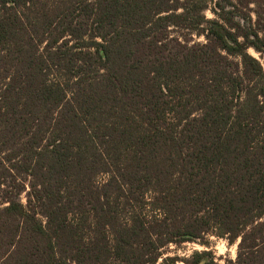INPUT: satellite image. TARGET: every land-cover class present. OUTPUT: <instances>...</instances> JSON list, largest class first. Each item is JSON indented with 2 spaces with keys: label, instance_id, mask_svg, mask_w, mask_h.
Returning a JSON list of instances; mask_svg holds the SVG:
<instances>
[{
  "label": "trees",
  "instance_id": "16d2710c",
  "mask_svg": "<svg viewBox=\"0 0 264 264\" xmlns=\"http://www.w3.org/2000/svg\"><path fill=\"white\" fill-rule=\"evenodd\" d=\"M209 236L264 264V0H0V264Z\"/></svg>",
  "mask_w": 264,
  "mask_h": 264
},
{
  "label": "rangeland",
  "instance_id": "374dc122",
  "mask_svg": "<svg viewBox=\"0 0 264 264\" xmlns=\"http://www.w3.org/2000/svg\"><path fill=\"white\" fill-rule=\"evenodd\" d=\"M250 8H254V6H250ZM252 15V19L254 15ZM206 16L211 18L212 15L207 12ZM195 42H202V38H194ZM249 53L258 58V55L254 53L252 50ZM207 246L201 245L200 243H184L179 246L171 245L166 250L163 251V257H178L180 259H188L193 253L207 251L211 253L213 258L218 264H223L226 260H235L236 257V244H229L225 239L217 238L214 236H209L206 239ZM177 264H183L182 262H178Z\"/></svg>",
  "mask_w": 264,
  "mask_h": 264
}]
</instances>
